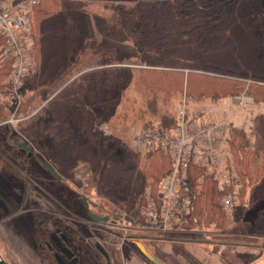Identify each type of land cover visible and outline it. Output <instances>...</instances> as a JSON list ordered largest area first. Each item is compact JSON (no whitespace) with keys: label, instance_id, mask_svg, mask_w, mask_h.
I'll use <instances>...</instances> for the list:
<instances>
[{"label":"trees","instance_id":"16d2710c","mask_svg":"<svg viewBox=\"0 0 264 264\" xmlns=\"http://www.w3.org/2000/svg\"><path fill=\"white\" fill-rule=\"evenodd\" d=\"M76 1L55 3L56 8L39 17L42 27L34 24L35 48L43 50V56L39 53L40 63L36 57L38 66L28 79V90L32 89L33 93L25 99L26 110L31 113L38 105H45L22 124L19 131L24 141L34 145L42 159L56 168L47 156L66 171L74 170L78 160H86L91 170L88 187L95 190L101 200L117 197L121 186L132 182L136 172L135 167L115 160L113 150L108 149L104 138L95 134L97 118L90 110L95 95H99V89L96 92L94 88L111 89L119 80L115 73L119 66L106 67L101 77L88 75L93 71L80 74L82 69L78 70L77 64H73L74 53L71 58L73 48L74 51H82L74 39L79 30L67 10H80L89 19L90 13L85 7L104 3L103 6L113 15L104 18L92 13L96 27L103 32L111 31L119 39L132 41L150 58L147 61L150 67L141 68V80L147 89L162 91L167 97L185 84L188 96L195 100L209 98L213 101L235 98L246 90L255 104H264V0ZM41 4L42 1L32 10V18ZM87 25L88 30L93 31L92 23ZM62 36L69 46L65 49L69 51L66 58L72 59L65 66L60 60L56 61L54 54L56 38ZM90 37L87 36L90 44L112 52V46L97 45ZM152 73L156 76L151 79L145 75ZM247 80H252V84L246 89ZM174 116L163 118L157 124L171 128L175 123ZM154 125L148 122L143 127ZM252 138L250 140L243 130L230 124L228 148L239 181L243 184L241 213L247 206L244 204L246 200L253 206L264 193V115L255 117ZM144 155L158 170L152 178L143 174L144 189L139 197L141 206H147L152 199L158 198L160 183L171 168L170 159L161 153ZM192 172L193 211L183 225L187 232L182 236L200 232L198 225L202 219L206 221L207 217H216L218 213L226 214L215 203L219 193L214 180L203 178L199 170L192 169ZM67 175L73 177L74 172ZM136 208L130 211L135 213ZM252 230L256 236L264 237V206L258 210ZM235 239L238 242L223 244H251L248 242L253 240L245 237Z\"/></svg>","mask_w":264,"mask_h":264},{"label":"rangeland","instance_id":"374dc122","mask_svg":"<svg viewBox=\"0 0 264 264\" xmlns=\"http://www.w3.org/2000/svg\"><path fill=\"white\" fill-rule=\"evenodd\" d=\"M41 1L42 4L34 18H32L31 15V45L37 66V60L38 63H40L39 53L41 56H43V50H38V48H35L33 36L36 31L34 29V24L40 25V27H42V21L39 17L42 16L44 12H49L56 8V6H54L55 3H61V0ZM77 1L76 3H80ZM15 2L16 4L20 5L23 1L14 0L13 3L15 4ZM103 4L104 3H101L96 6L88 4V6L85 7L86 12L90 13L88 15V17H90L89 19H86L84 13L80 10H67L69 12L66 13L69 14L73 20H75L76 26L79 30L78 35L76 37L74 36L75 42L77 43V47L79 49L82 48V51L79 52L74 51L75 49L73 48V51L71 52V58L73 59L74 53L75 57L73 64H77L78 70L82 69L80 74L93 71L88 73V75H91L92 78L94 76L101 77V75H103V70L106 67L119 66L115 72L119 80L112 86L111 89H105L102 87L94 88L95 90L99 89V95L97 97L95 95L96 99L94 102L91 101L93 103L90 104V110L97 118L98 126L95 128V134L104 138L108 149L113 150V158L115 160L124 163L126 166L133 168L135 167L134 169H136V172L133 174L134 176L132 177V182L128 181L121 186L117 197L103 201L99 199L95 190L88 187V180L91 176V170L89 163L86 160H78L77 166L74 170L71 169L66 171L48 156L46 158L58 167L56 169H58L59 172L63 174V178L66 181H63L64 184L61 187L63 198H65L66 195H70L71 193H84L96 202H98L97 199H99L102 203L104 202L109 207L119 209L116 212L123 214L124 221L120 222V228L116 229L112 227L107 229V234L104 239L105 245L109 250L112 263L149 264V262L138 251L135 244L130 242L127 238L133 235L132 232H129V230L132 226L137 224L140 219V216L136 215L133 211H130V209H134V207L139 205V197L142 189H144L143 174H145L147 178H152L155 176L158 168L153 166L152 161L149 160V158H146V155L138 154L133 150L129 139L131 132L135 129L142 128L148 122L157 124L158 122H161L163 118L170 119L172 115L174 116L176 114L183 98L186 95L190 112L196 113L200 108L209 107L216 120L221 122L229 121L235 128L243 130L248 135L249 139L252 140L253 122L256 116L264 115V104H255L253 97L246 93V90L243 91L239 96H248L253 100V103H251L252 105L249 104L250 106L241 109L238 105H235L233 98H225L218 101H213L209 98L195 100L191 96L187 95L185 84H183L182 88L178 92H172L167 97L166 93L162 91L159 92L156 90L152 91L151 89H147L143 83V80H141V68L150 67L147 65V61H149L150 58L146 57L145 52L140 47L136 46L132 41L119 39L113 36L111 31L106 32L104 30L105 32H103L100 28L98 29V26L96 27L97 24L94 21V18L91 16L92 13H97V15L103 16L104 18H110L113 15L112 11H108V9L103 6ZM89 22L92 23L93 31H91V29L88 30L87 23L89 24ZM40 27H37V30L40 29ZM87 36H91L90 38H92L93 41H96L97 45L107 44L112 46V52L93 46L92 43L90 44V39L88 40ZM56 39V45L54 47L55 58L56 61L60 60L62 66H65L69 61L72 62L71 58L69 60L66 58L69 51L65 49L69 48V46H66V39L64 36L58 37ZM46 53L47 49H45V54ZM145 75H147L150 79L156 76L155 73ZM251 81L247 80L246 89L250 84H252L250 83ZM27 82L28 83L26 87L24 86L25 89L27 88V91L23 93L25 99L30 96V93H33L32 89H29V91V87H27L30 81ZM97 90L96 92H98ZM44 105L45 104L42 106L38 105L36 109H33L34 111L32 110V112L29 113L26 110L25 103L22 106L19 115L21 118H19V116L15 118L13 127L19 130L20 126L27 122L34 114L39 112L44 107ZM2 120H0V122ZM104 126L112 131L111 135L108 137L104 136L100 132V128H103ZM22 136L23 135H17L14 137L15 143L23 142L24 139ZM78 136L79 135L76 137ZM32 147L36 150L37 154L40 155L39 150H37L34 145H32ZM228 150L230 153L229 148ZM235 171L239 178L237 169H235ZM71 172H74L73 177H71V175H67ZM215 203L217 206L223 209L218 204L217 198ZM6 204V200H0V222L2 221L0 224V229L4 228L3 230H0V254H2L8 261H11V264H27L20 258V255L25 253L24 250L23 253L20 252L15 255L14 260H10L11 254L9 253V247L6 243L7 240L4 239H7L9 224L6 217ZM244 204H247V206H244V211L242 213L240 210H237L238 212H229L223 209V211L226 213L224 215L218 213L216 217H207L206 221L205 219H202L201 224L198 226L202 230H200V232L206 233L200 235L201 238H199V235H193V237L191 235L190 237V234L188 233L186 236H182V234H180L175 236H167V238L175 237V241H183L188 239L203 241L206 239L208 242L215 241L218 243H232L238 242L235 237H245L246 239H253H250L251 241L248 243L257 244L264 247V237L256 236L255 232L252 230L257 212L264 206V193L262 195V199L257 204L251 206L248 204V200H246ZM241 207L239 209H241ZM141 219L143 220V224H145V217ZM185 221H183L181 227H183ZM142 240L143 241H140L138 239L134 240V242L138 241L144 244L153 255L155 253L157 254L158 251L166 257L170 256L175 259L173 247L169 242L155 240V237ZM183 248L186 250V252H188L189 255L192 254L197 259L204 260L208 264H225L226 260L234 262L237 259L241 260L249 257L254 258V253L251 252L250 249H242L241 247H209L196 246L195 244L186 243L183 245ZM260 259L262 260V263H264V252ZM33 264H40V262L35 261ZM95 264H97V262H95Z\"/></svg>","mask_w":264,"mask_h":264},{"label":"flooded vegetation","instance_id":"af4514ba","mask_svg":"<svg viewBox=\"0 0 264 264\" xmlns=\"http://www.w3.org/2000/svg\"><path fill=\"white\" fill-rule=\"evenodd\" d=\"M9 67L11 69L7 64L0 70V120L3 119L0 122V200L7 202L9 224L7 239H4L10 260L24 250L20 258L27 264L35 261L40 264H113L104 239L107 229L120 228L123 214L102 203L100 198L96 202L84 193H71L63 198L61 187L66 181L59 170L44 161L24 140L15 143L14 137L21 134L13 125L25 104L23 93L27 91L28 80L16 89L10 81ZM36 158L46 162L58 177L43 168ZM142 207L137 206L136 215L140 216ZM141 218L129 230L133 235L127 239L134 244V240L143 241L156 234ZM104 219L106 221H101Z\"/></svg>","mask_w":264,"mask_h":264},{"label":"built area","instance_id":"2783aa9c","mask_svg":"<svg viewBox=\"0 0 264 264\" xmlns=\"http://www.w3.org/2000/svg\"><path fill=\"white\" fill-rule=\"evenodd\" d=\"M13 1L0 0V70L10 64V81L17 89L37 68L30 36L31 12L41 0H22L20 5ZM235 101L241 109L253 103L245 95L236 97ZM174 122L171 128L156 124L135 129L129 135L136 153L158 152L171 161V168L160 183L158 198L140 211V216L145 217L144 225L166 237L169 233L187 232L181 225L193 211L192 169L201 171L203 178L214 180L218 204L229 212L240 210L243 189L230 161L229 121L216 120L209 107L190 112L185 95ZM100 132L106 137L112 133L106 126ZM146 194L149 196V192Z\"/></svg>","mask_w":264,"mask_h":264},{"label":"crops","instance_id":"0c3cea01","mask_svg":"<svg viewBox=\"0 0 264 264\" xmlns=\"http://www.w3.org/2000/svg\"><path fill=\"white\" fill-rule=\"evenodd\" d=\"M234 100V103L235 105L236 104V101H235V98H233ZM206 232H189L190 234V237L192 235H199V238L200 235L204 234ZM175 235H180V233H169V236H175ZM149 236H153L155 237V240H162V241H166V242H169L172 247H173V251L175 253V259L173 257H166L165 255H163L162 253L158 252L157 251V254L155 253V257H157L159 260L163 261L164 263L166 264H208L207 262H205L204 260H199L197 259L195 256H193L192 254L189 255L188 252H186V250L183 248V245L186 244V243H190V244H195L196 246H209V247H231V248H238V247H241L242 249H250L251 252L254 253V258L253 257H249V258H244V259H237L236 261L234 262H230L228 260H226L225 264H264L262 263V260L260 259L263 252H264V247L260 246V245H257V244H244V243H241V244H223V243H218V242H215V241H212V242H208L203 239V241H195V240H192V239H188V240H183V241H180V240H176L175 241V237L173 238H167L165 236V234L163 233L162 234H154V235H149ZM189 237V238H190ZM173 239V240H172ZM206 241V242H205ZM151 264V263H149ZM220 264H224V263H220Z\"/></svg>","mask_w":264,"mask_h":264},{"label":"water","instance_id":"95a60500","mask_svg":"<svg viewBox=\"0 0 264 264\" xmlns=\"http://www.w3.org/2000/svg\"><path fill=\"white\" fill-rule=\"evenodd\" d=\"M22 148H25L27 151H29L28 148H26L25 145L20 144ZM36 161L43 167L45 168L49 173H51L53 176L58 177V174L42 159L36 158ZM101 221H106V219L101 220ZM136 247L139 249L143 257L151 264H166L163 261L159 260L157 257H155L149 250L148 248L142 244L141 242H136L135 243ZM103 255L108 259V256L105 252H103ZM0 264H8L2 255L0 254Z\"/></svg>","mask_w":264,"mask_h":264}]
</instances>
